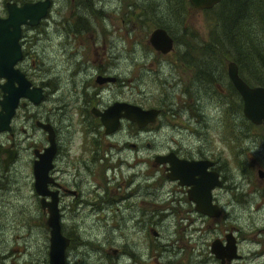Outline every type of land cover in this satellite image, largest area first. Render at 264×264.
Segmentation results:
<instances>
[{
    "label": "rangeland",
    "instance_id": "374dc122",
    "mask_svg": "<svg viewBox=\"0 0 264 264\" xmlns=\"http://www.w3.org/2000/svg\"><path fill=\"white\" fill-rule=\"evenodd\" d=\"M10 1L35 0H0V14L4 15V3ZM177 1L50 0L38 24L22 28L30 56L25 67L20 66L33 84L46 91L37 111L47 113L65 100L72 104L59 109L68 114L62 118L66 127L61 124V143L80 140L82 124L75 112L78 105L82 107L78 90L90 94L97 85L93 81L97 73L114 75L121 82L102 89V101L124 97L162 110L147 131L134 134L125 124L113 138H103L100 145L108 160L100 165H109V169L102 177L83 174L80 192L60 217V231L69 238L65 264H219L208 248L216 234L211 224L193 210L183 189L151 165L154 153L175 149L192 155L198 146L219 157V163H226L225 185L214 187L213 193L222 207L223 219L240 228V264H264V182L258 183L255 177L256 166L264 169V126L251 123L242 114L241 98L226 76L222 56L209 50L210 85L184 67L180 57L190 44L207 50L201 40L208 38L215 11L194 10L187 0L180 11ZM155 27L167 28L173 39V50L167 56H157L147 43ZM30 60L35 63L34 70ZM34 72L39 76H33ZM40 133L36 130L32 139H41ZM126 141L135 142L138 155L149 158L141 169L147 166L148 175H130L138 172L140 163L134 165L135 149ZM87 151L86 144L83 155ZM30 157L29 149L20 150L10 169L11 178L0 191V264H48L47 248L45 259H41L45 227L37 223L45 214L32 185ZM64 166L72 171L70 165ZM130 178L132 182L125 186ZM91 179L99 183L90 184ZM146 180L148 194L145 187H139V182ZM70 182L72 176L68 175ZM98 187L103 193L100 196ZM135 188L142 190V196ZM122 189L135 192L113 201ZM107 197L111 201L99 200ZM84 198L96 202L90 205L81 200ZM139 207L148 209L150 223L146 226L136 223Z\"/></svg>",
    "mask_w": 264,
    "mask_h": 264
},
{
    "label": "flooded vegetation",
    "instance_id": "af4514ba",
    "mask_svg": "<svg viewBox=\"0 0 264 264\" xmlns=\"http://www.w3.org/2000/svg\"><path fill=\"white\" fill-rule=\"evenodd\" d=\"M24 2H26V1H24ZM27 2H30V1H27ZM6 3H15L17 6H19L23 2L22 3H16L13 1L5 2L4 3L5 13L3 12L4 15L0 14V18H4L6 16ZM23 26H27V25H23ZM23 26L20 29V36L18 39V45L20 47L21 57L19 60H17L15 62V64L13 65V68L18 70L19 73L23 74L24 78L30 83V88L40 87L42 89L43 96L39 102H31L29 99H27L24 96L19 97L17 104L14 108V111L11 114L9 121H8L9 128L7 130L0 131V135L3 136V138H0V191L2 189H4L6 179L11 178L10 169H11L12 165L14 164V162L16 161V159L18 158L20 150H26V149L30 150L31 157L29 159V163H30L31 174H32V165H33L34 160L36 159V154L41 152L43 150V148L48 145V143H49L48 132H50L51 137L53 138V143H54V153L51 157V166L47 172L48 176L50 177V180L46 184V189H47L48 193L43 196V200L45 202L50 201L51 196H50L49 191H55V205H56V208L58 211V220H59V226H60V217L62 215L63 210L65 209V207H69L72 205L71 199L77 197L78 192H80L79 186L82 182V175L83 174H90L94 178L97 175L102 177L105 174L106 170L109 169V167H110L109 165H106L104 163L102 165H100V162H102V160H108V157L106 156L105 148H101V145H100L103 138L104 137L105 138H113L115 136V133L118 132L123 127V125H125V124L129 128L128 131H130L131 133H133V131H134V134H139L140 132L147 131L148 127L150 126V123H152V122H147L142 126H138V124L135 121H133L127 117L121 116V117H119V122H118V125L116 126V128L111 132H105V126L101 123L100 117L98 115L94 114L93 110H95V109L103 110L104 108H106V106H108L109 104H111L114 101H125L127 103L136 104L142 108H148V107H143L140 104L134 103L131 100H128L127 98H124V97L123 98H121V97L113 98L110 101H108V100L102 101L101 90L104 89L107 85L119 86L121 84V82L114 75H109V74L106 75L103 73H97L94 77H96L97 75L111 76V77H113V81L112 82H103L101 84H98L95 82V78H94L93 81L97 85L93 87V90L91 91L90 94L85 90H80V91L78 90V92H81L80 99H81L82 107H80V105H78L75 108V112L77 113V118H78L77 122L82 124V126L80 128V132H79L81 135L80 140L78 142H75L73 139H69L64 143H61V140L59 137L60 130H61V124H64V127H66V124L62 122L63 121L62 118H66L68 116V114L65 113L64 111H62V112H61V110L59 111V109L61 107L62 108L65 107V106L68 108L72 104H70L68 102V100H65L61 106L53 105L52 107H50V109L46 110V111H48L47 113L42 114V113H39L37 111V109H36L37 104L43 100L44 96H46V91H45L44 87L33 84L32 81L29 79L30 76H28L27 73L20 66L22 64L25 67L26 58H28V56H30V54L28 52H26V50H25V47L27 46L26 44L29 41L26 39L25 35L22 34ZM151 49L159 57H164V56H167L171 53V51H169L165 54H162V53L155 51L152 47H151ZM29 65L31 66L32 70H34L36 68L33 60L29 61ZM37 72H40V69H37ZM33 76L36 77L39 75H36V73L34 72ZM3 82H4V79L0 78V83H3ZM0 97H1V90H0ZM28 106H30L31 108ZM151 107H154V106H151ZM156 108L159 109V112L156 115V118H157V116L159 115V113L162 110L160 107H156ZM156 118H155V120H156ZM41 124H45V126L43 127ZM36 130H39V132H41L40 133L42 136L41 139H37V140L32 139V136L36 135ZM18 132H21V134H23L24 136L20 137ZM88 134H90L89 138H88ZM125 143L129 146V148L133 147L135 149V155L132 157V159L136 160V162H134V165L136 163H140V166H138V172L137 173H131L130 175L131 176L139 175L140 177L142 175H144V176L148 175V167L147 166H145V169L143 171H141V169H143L142 163H147L149 161V158L146 156L138 155V153H137L138 146L136 145L135 142L126 141ZM86 144L88 145L87 155H83V153L86 150ZM148 145H149V143L145 142V146L148 147ZM198 150L196 147V150L192 155H182L180 152H178V150H175V149H167V150H164V151L158 152V153L167 154V153L172 152L177 157L196 159V160L197 159L206 160L208 162V165L206 166L205 170L216 172L217 177L221 182L220 185H225L224 181L226 180L227 175L225 173V165L224 164H226V163H224V162L219 163V161H221L219 157L214 158L213 153H211V152L205 153L202 149H200V146H198ZM11 152H13L12 159L5 162V159L7 158V154L8 153L10 154ZM155 154L156 153H154L152 156L151 165L153 167H155V169L160 170L161 173L165 177H167L170 180H172L173 182H175V184H177V186L180 189H183V191L185 192V196H186V191H187V188L189 186L185 185V184H179L177 179H174V178L167 176L166 173L168 172L167 167L169 166V163L167 161L155 162L154 161V155ZM234 155H236V154H234ZM142 160H143V162H142ZM63 164L64 165H70V167H72V171L67 169ZM130 167H133V166H130ZM258 168H261L263 170L262 176L257 175L256 170ZM68 175L72 176V182H70V183H67ZM255 177H256V180L258 183L261 184L264 182V169L262 167H260V166L255 167ZM32 179H33V174H32ZM105 179L108 180L107 178H105ZM132 180H133V178H130L125 183V186L128 183L132 182ZM94 182H95V180L91 179L90 184H94ZM84 183H86V182H84ZM95 183L98 184L99 181L95 182ZM140 183H141V181L139 182V187L141 189L143 187H145L146 194H148V187H149L148 180H146L142 184H140ZM32 185H33V180H32ZM105 187L106 186H104L103 189ZM214 187H216V186H214ZM213 188L210 190V193H211L212 202H214L218 205L219 213L216 216H209V215H206V214L199 212L197 209H195L194 202L192 200H189V202L192 203L193 210L202 214V217H203L202 221H204L205 223L209 222V226L211 224L212 228L214 229V231L216 233L215 235H213V237L211 238V240L208 243V248H209V252L211 253V255L214 256V254L210 251V242L212 241V239H218V246L222 247L226 244V239L229 238L235 245V251H236L237 256L232 257L230 260L224 259L222 262L220 261L219 258H217L215 256L214 257L218 260L219 264H240V260L243 258V254H241L239 249H238V242L240 240V228H239V226L232 224V223H229V221H226L225 219H223L224 213L222 211L221 205L219 204L216 196L213 193ZM135 189L140 190L138 188H135ZM134 192H131V191L129 192L126 189H122V193L119 194L118 196H114L115 198H113V201H115V202H117L119 200L121 201V200L125 199L126 197L133 195ZM97 194H98V196L103 194L100 192L99 187H98ZM36 195L38 198L40 210L42 213L45 214L43 220L40 221L39 223H37V225H40V227H42V226L45 227V231H44V235H43V237H44L43 242L44 243L41 246L42 247V253H44V257L41 256V259L44 260L46 248H47V252H48V244H49V226L46 223L47 206L45 204L44 207H42V205L40 204V198L42 196L39 195L37 192H36ZM137 195L142 196V190H140V193ZM168 195L171 196V198L174 197L170 193ZM64 198H67L68 202ZM186 198H187V196H186ZM81 200L84 203H88L90 205H93V203L96 202L94 200H91L90 202H88V200H90V198L89 199L84 198ZM99 200L111 201V199L108 197L103 198V199L100 198ZM169 200H171V199H169ZM73 201H74V199H73ZM139 201L141 203L144 202L142 197L139 199ZM101 208L103 210H106L107 206L105 204H102ZM138 210L140 212V217L136 219V223L139 224L140 226L148 225L150 223L149 222L150 219H149V215H148V209L147 208L141 209L139 207ZM151 229H154V228L148 227V230L152 233ZM27 230H28V228H27ZM152 234L156 235L157 231L155 230V234L154 233H152ZM47 240H48V244H47ZM68 242H69V240H68ZM41 247L37 248L39 253L41 251ZM114 250L115 249H112L113 252H114ZM47 262H48V254H47ZM10 264H36V263H34V261L20 262V263H14L12 261V263H10Z\"/></svg>",
    "mask_w": 264,
    "mask_h": 264
},
{
    "label": "water",
    "instance_id": "95a60500",
    "mask_svg": "<svg viewBox=\"0 0 264 264\" xmlns=\"http://www.w3.org/2000/svg\"><path fill=\"white\" fill-rule=\"evenodd\" d=\"M189 5L198 11L208 10L220 2V0H187ZM50 6V0H36L23 2L17 6L15 3H6V16L0 18V78L4 79L0 83V131L9 128L8 121L19 97H26L31 102H39L43 93L40 87L30 88V83L24 78L22 73L13 68V65L21 57L18 39L20 29L23 25L35 26L46 15ZM147 43L155 51L165 54L172 50L173 40L162 27H156L150 31ZM225 71L228 80L234 90L241 98V112L253 124L264 126V87L259 85H249L239 75L237 65L232 60L225 62ZM113 77L97 75L95 82H112ZM15 83V84H14ZM95 115L100 117L101 123L105 126V132L113 131L119 122V117L124 116L135 121L138 126L147 122H153L159 109L156 107L142 108L136 104L125 101H114L103 110H93ZM43 127L45 124H41ZM48 145L41 152L36 154V159L32 165L33 187L41 195L40 204L47 206L46 223L49 226L48 263L65 264L64 250L68 244V237L60 231L58 211L55 205V191H49L51 200L45 202L43 196L48 193L46 184L50 180L48 169L51 166V157L54 153V143L51 133L48 132ZM13 152L7 154L5 162L11 160ZM155 162L167 161V176L177 179L179 184L189 187L186 196L194 202V207L199 212L216 216L218 205L211 200L210 190L214 186L220 185V180L216 172L207 171L208 162L201 159H189L177 157L172 152L167 154L156 153ZM258 176H262L263 170H256ZM155 234V230L151 229ZM210 251L222 262L224 259L230 260L236 257L235 245L227 238L226 244L218 246V239L210 242Z\"/></svg>",
    "mask_w": 264,
    "mask_h": 264
},
{
    "label": "trees",
    "instance_id": "16d2710c",
    "mask_svg": "<svg viewBox=\"0 0 264 264\" xmlns=\"http://www.w3.org/2000/svg\"><path fill=\"white\" fill-rule=\"evenodd\" d=\"M185 4V0H178V10ZM212 10L213 27L207 40H201L207 50L190 44L180 57L184 67L210 85L212 77L207 64L212 53L234 61L239 75L249 85L264 87V0H220L212 9L203 11Z\"/></svg>",
    "mask_w": 264,
    "mask_h": 264
},
{
    "label": "bare ground",
    "instance_id": "6f19581e",
    "mask_svg": "<svg viewBox=\"0 0 264 264\" xmlns=\"http://www.w3.org/2000/svg\"><path fill=\"white\" fill-rule=\"evenodd\" d=\"M169 213V212H168ZM85 246V245H84Z\"/></svg>",
    "mask_w": 264,
    "mask_h": 264
}]
</instances>
